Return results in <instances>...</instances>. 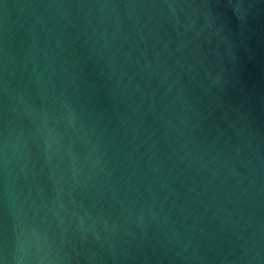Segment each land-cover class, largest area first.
<instances>
[{
  "label": "water",
  "instance_id": "water-1",
  "mask_svg": "<svg viewBox=\"0 0 264 264\" xmlns=\"http://www.w3.org/2000/svg\"><path fill=\"white\" fill-rule=\"evenodd\" d=\"M0 264H264V0H0Z\"/></svg>",
  "mask_w": 264,
  "mask_h": 264
}]
</instances>
